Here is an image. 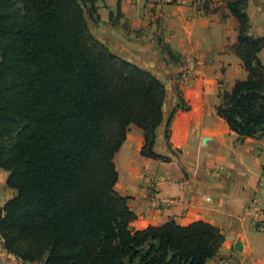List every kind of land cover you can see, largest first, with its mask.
Here are the masks:
<instances>
[{
    "label": "trees",
    "instance_id": "16d2710c",
    "mask_svg": "<svg viewBox=\"0 0 264 264\" xmlns=\"http://www.w3.org/2000/svg\"><path fill=\"white\" fill-rule=\"evenodd\" d=\"M95 1L0 0V169L16 191L0 207L3 248L43 264H205L224 240L217 226L134 229L114 189L113 157L131 124L143 131L142 156L169 161L153 150L165 86L93 35ZM226 7L247 74L219 91L215 110L239 138L264 136V38L249 33L247 0Z\"/></svg>",
    "mask_w": 264,
    "mask_h": 264
},
{
    "label": "crops",
    "instance_id": "0c3cea01",
    "mask_svg": "<svg viewBox=\"0 0 264 264\" xmlns=\"http://www.w3.org/2000/svg\"><path fill=\"white\" fill-rule=\"evenodd\" d=\"M224 1L105 0L98 8L95 33L115 54L163 83L182 70L189 74L181 80L179 96L164 84L153 150L170 160L142 156L143 131L131 124L113 157L114 189L128 197L134 229L170 220L179 225L205 221L224 236L205 264H264V136L239 138L215 110L219 91L247 74L232 49L238 23ZM246 13L250 34L264 36V0H247ZM157 35L179 62L168 61ZM263 56L264 48L259 52L264 64ZM0 176L5 202L15 190L6 185L7 171L0 169ZM252 200L261 209L258 218L245 211ZM237 240L240 250H235ZM7 257L29 263L8 253L0 238V262Z\"/></svg>",
    "mask_w": 264,
    "mask_h": 264
},
{
    "label": "rangeland",
    "instance_id": "374dc122",
    "mask_svg": "<svg viewBox=\"0 0 264 264\" xmlns=\"http://www.w3.org/2000/svg\"><path fill=\"white\" fill-rule=\"evenodd\" d=\"M224 3H225V5H226V0L224 1ZM95 4H96V6H97V10H98V8H100V7H102V6H105V0H96L95 1ZM89 21V26H90V29H91V31H92V33H93V35L97 38V39H99L98 37H97V35H96V33H95V31H97L96 29L97 28H99L100 26H99V18H98V20L96 21V23H93V22H91L90 20H88ZM250 33V32H249ZM148 34V33H147ZM145 35V36H148V35ZM264 34V33H263ZM257 36H262L263 38H264V36L263 35H257ZM143 37V36H142ZM156 38H155V40L157 41V44L159 45V48L161 49V51L163 52V53H166V49H167V47H166V45L162 42V40H161V38L157 35V36H155ZM153 39H154V37H153ZM100 40V39H99ZM101 41V40H100ZM102 42V41H101ZM104 43V42H103ZM104 44H106V43H104ZM108 47H109V45L108 44H106ZM110 48V47H109ZM264 57V56H263ZM168 61H170V62H172V63H177V62H179L180 60H179V58H178V56H176L175 55V60L174 61H171V60H168ZM189 74H185L184 73V70H182L181 72H179L178 74H175L174 76V79H173V77H171V81H166V83H164L165 85H171L172 87H173V90H174V92L177 94V96H179V92H180V90H179V86H180V84H181V80H185L186 79V77L188 76ZM168 78V77H167ZM221 88H223V87H221ZM222 90H224V89H222ZM145 157V156H144ZM168 157V156H167ZM158 160V159H157ZM169 160H170V157H169ZM161 161V160H160ZM3 185V178L0 176V187ZM6 186V185H5ZM15 194H16V191H15ZM14 196V195H13ZM12 196V197H13ZM127 197V196H126ZM4 202V196H0V207L4 204L3 203ZM3 203V204H2ZM127 204H128V197H127ZM129 206V205H128ZM130 208V207H129ZM8 262H10V263H12V264H21L18 260H15V259H13V258H11V257H7V258H5V260L4 261H2V262H0V264H6V263H8ZM27 264H32L31 262H29V263H27ZM38 264H40V263H38Z\"/></svg>",
    "mask_w": 264,
    "mask_h": 264
},
{
    "label": "built area",
    "instance_id": "2783aa9c",
    "mask_svg": "<svg viewBox=\"0 0 264 264\" xmlns=\"http://www.w3.org/2000/svg\"><path fill=\"white\" fill-rule=\"evenodd\" d=\"M246 213L248 216L252 218H258L259 215L262 213L261 209L258 207L257 202L255 200H252L248 203L246 207ZM262 229H264V224L260 225Z\"/></svg>",
    "mask_w": 264,
    "mask_h": 264
},
{
    "label": "water",
    "instance_id": "95a60500",
    "mask_svg": "<svg viewBox=\"0 0 264 264\" xmlns=\"http://www.w3.org/2000/svg\"><path fill=\"white\" fill-rule=\"evenodd\" d=\"M241 248V243L239 240L236 241V246H235V250H240Z\"/></svg>",
    "mask_w": 264,
    "mask_h": 264
}]
</instances>
